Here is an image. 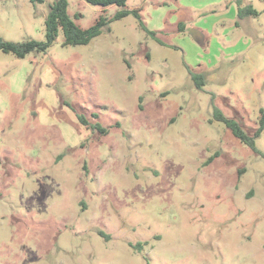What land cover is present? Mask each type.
I'll list each match as a JSON object with an SVG mask.
<instances>
[{
  "label": "rangeland",
  "instance_id": "374dc122",
  "mask_svg": "<svg viewBox=\"0 0 264 264\" xmlns=\"http://www.w3.org/2000/svg\"><path fill=\"white\" fill-rule=\"evenodd\" d=\"M52 1L0 0V37L44 41ZM67 1L80 28L109 24L0 51V264H264V159L213 118L257 128L264 0ZM133 9L155 38L113 19Z\"/></svg>",
  "mask_w": 264,
  "mask_h": 264
},
{
  "label": "trees",
  "instance_id": "16d2710c",
  "mask_svg": "<svg viewBox=\"0 0 264 264\" xmlns=\"http://www.w3.org/2000/svg\"><path fill=\"white\" fill-rule=\"evenodd\" d=\"M87 3L93 6L108 7L116 5L118 7H124L127 0H85ZM31 3H43V0H30ZM238 5H241L238 0ZM68 1L67 0H53L48 6V11L44 20L45 39L44 41L29 40L25 42L15 43L5 41L0 37V51L6 54H12L18 59L25 58L28 54L45 53L50 45L55 41L58 32L61 31L66 46L86 45L92 39L99 36L102 29L106 27L110 20L101 15L96 22L85 29L80 28L69 16L67 12ZM140 9L133 10H121L114 15L113 19H121L128 15H133L138 21L139 27L145 31L148 35L155 38V33L147 29L140 17ZM258 12L251 6L247 5L239 7L237 11L238 19L245 17H255ZM183 28V26H181ZM189 77L194 86L198 90H202L205 86V78L201 73H193L188 69ZM213 118L215 121L222 123L231 134L238 139L242 144L248 147L253 153L259 155L264 159V154L260 152L255 144V139L260 136L264 130V108L259 110L258 125L252 134H247L241 128V126L233 119L227 118L223 113L217 109H213ZM80 123L84 126H88V122L84 117H78ZM92 129L99 131L101 134H106L107 130L96 124L91 126Z\"/></svg>",
  "mask_w": 264,
  "mask_h": 264
}]
</instances>
